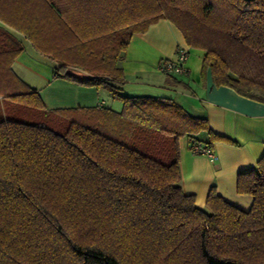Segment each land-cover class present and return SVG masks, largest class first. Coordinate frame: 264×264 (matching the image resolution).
<instances>
[{
	"label": "trees",
	"instance_id": "trees-1",
	"mask_svg": "<svg viewBox=\"0 0 264 264\" xmlns=\"http://www.w3.org/2000/svg\"><path fill=\"white\" fill-rule=\"evenodd\" d=\"M160 20L205 53L203 79L264 102V0H0V22L54 77L122 103L48 110L0 28V264H264V156L237 177L249 210L214 187L200 209L181 188L178 142L227 140L170 98L121 94L133 35Z\"/></svg>",
	"mask_w": 264,
	"mask_h": 264
},
{
	"label": "crops",
	"instance_id": "crops-1",
	"mask_svg": "<svg viewBox=\"0 0 264 264\" xmlns=\"http://www.w3.org/2000/svg\"><path fill=\"white\" fill-rule=\"evenodd\" d=\"M0 28L22 43L24 50L15 59L12 69L26 83L33 82V76L44 81L41 89L28 85L39 91L48 110L101 107L105 104L102 90L54 77L51 61L39 54L18 32L1 22ZM179 49L187 52V71L176 76L158 72L159 64L173 59ZM204 54L202 50L187 47L178 29L170 22L160 20L145 33L133 35L120 62L125 76L121 90L129 88L134 93L132 96H148L137 95L140 93L170 98L190 115L206 119L211 131L227 142L214 143V156L210 159L193 154L187 138L179 140L182 191L186 195H194L195 205L203 209L208 193L214 187L220 197L246 211L250 209L253 198L237 193V177L240 172L255 167L264 156V102L243 97L228 87L215 86L209 73L203 79ZM77 76L87 78L83 73ZM54 85H58L53 88L54 93L42 94L43 89ZM111 107L120 111L122 104L117 102ZM202 139L208 141L206 135Z\"/></svg>",
	"mask_w": 264,
	"mask_h": 264
},
{
	"label": "built area",
	"instance_id": "built-area-1",
	"mask_svg": "<svg viewBox=\"0 0 264 264\" xmlns=\"http://www.w3.org/2000/svg\"><path fill=\"white\" fill-rule=\"evenodd\" d=\"M186 59L187 52L185 50L179 49L176 51L173 59L162 61L159 64L157 70L165 76L184 74L187 71L185 66ZM191 152L197 155H204L210 159H212L214 156L213 150L210 147L201 144L194 145Z\"/></svg>",
	"mask_w": 264,
	"mask_h": 264
},
{
	"label": "rangeland",
	"instance_id": "rangeland-1",
	"mask_svg": "<svg viewBox=\"0 0 264 264\" xmlns=\"http://www.w3.org/2000/svg\"><path fill=\"white\" fill-rule=\"evenodd\" d=\"M67 70H68L69 72L73 73V74H76V75L82 73V71H80V70H78V69H75V68H68ZM20 73L22 74V72H20ZM78 77H79V76H78ZM33 78H35V79L33 80V82H28L27 84H29V85H31V86L37 88V89H41V88L43 87V85L45 84L44 81H40L39 79H37L36 76H33ZM24 81H25V80H24ZM25 82H27V81H25ZM56 86H58V85H54V86H52L51 88H48V89H43V90H42V94H43L44 96H46L47 94L49 95V94H51V93H54L55 90H54L53 88H56ZM102 92H103V94H104V95H102L103 100L106 101V102H105L104 105H100V106H104V107H107V108L109 107V108H112V109H113V107H111L112 104H116L117 102L121 103L120 101H118V100H116V99L110 98L108 92L103 91V90H102ZM121 94L124 95V96H132V95H134V93L131 92L129 88H123V90L121 91ZM137 95H148V96H150V95H152V94H140V93H139V94H137ZM121 104H122V103H121ZM98 106H99V105H98ZM113 110H114V109H113Z\"/></svg>",
	"mask_w": 264,
	"mask_h": 264
}]
</instances>
